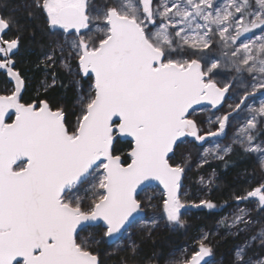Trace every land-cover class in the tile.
Masks as SVG:
<instances>
[{
  "label": "snow or ice",
  "instance_id": "1",
  "mask_svg": "<svg viewBox=\"0 0 264 264\" xmlns=\"http://www.w3.org/2000/svg\"><path fill=\"white\" fill-rule=\"evenodd\" d=\"M8 8L0 0V72L13 83L0 95V264H103L104 243L116 264H210L217 236L232 241L227 264H264V0H23ZM18 11L46 37L41 87L70 88V108L20 102L17 57L36 27ZM205 102L211 114L198 120L194 106ZM119 137L131 138L126 165ZM185 137L201 148L223 140L193 159ZM238 160L253 165L256 186L234 193L233 211L190 248L161 247L157 230L185 228L182 210L221 207L181 199L193 165L204 190L217 170H201ZM150 181L163 186L158 205L139 198Z\"/></svg>",
  "mask_w": 264,
  "mask_h": 264
},
{
  "label": "trees",
  "instance_id": "2",
  "mask_svg": "<svg viewBox=\"0 0 264 264\" xmlns=\"http://www.w3.org/2000/svg\"><path fill=\"white\" fill-rule=\"evenodd\" d=\"M22 2L23 0H9V8L5 9V11L12 10L13 7L18 6ZM16 14L21 23L30 24L33 27H36V25L39 24L38 21L30 22L26 20L22 12L18 11ZM45 41L46 37L43 36L40 27H36L35 38L30 39L26 35L21 52L17 57L16 68L20 69L23 73V76H26L28 79V85L25 86L22 101L31 103L38 99L48 98L52 102L53 106L63 104L70 108L74 103V94L70 88L65 89L61 87L59 82L56 87L50 88L47 92H44L43 88L41 87V81L45 79V73L37 69L36 62L43 54L41 44ZM57 70L59 71L58 68ZM60 75L63 77L64 74L62 71L60 72ZM10 86L11 83L8 82L5 75L0 72V95H3V90L9 88ZM249 103H251V101H249ZM71 119L74 122L76 117L72 116ZM222 140L223 138L221 141ZM129 144V141H120L118 144V154H122L125 165L130 162V157L127 156V153L130 150ZM213 168L217 170V179L215 185L212 189L201 190V188H199L198 194H200L204 199H211L218 206L225 205V202H227L228 206L223 207L221 210H214L211 213L204 209H195L189 216L184 218L187 221L185 228L168 230L167 228L161 226V228L157 230V236L159 238L161 247H164L165 249H182L186 245L190 247V244L193 242L197 232L200 229H214L217 220L235 205L233 194H244L250 187L256 186L252 177L255 175L256 179L259 178L258 173L254 174L253 165L244 160H238L235 167L228 168L227 170H224L223 165L213 162L210 167L206 166L203 170H201V172L204 174H209L212 172ZM193 178L194 173L189 171L187 177L184 180L192 184ZM195 188L197 189V186ZM192 198L193 194L189 195L187 200H192ZM245 204L251 208L249 203L245 202ZM89 230L91 232L93 231L92 229ZM137 231L138 230H133L132 232L135 234ZM85 234L86 233L84 232L80 233V235ZM213 245L215 247V254L212 257L214 263L227 264V261L232 255V241L225 242L222 241L219 236H217L213 240ZM100 252V259L103 261V264H116V260L119 259L118 256L114 255L113 245H109L107 243L102 244L100 246Z\"/></svg>",
  "mask_w": 264,
  "mask_h": 264
},
{
  "label": "rangeland",
  "instance_id": "3",
  "mask_svg": "<svg viewBox=\"0 0 264 264\" xmlns=\"http://www.w3.org/2000/svg\"><path fill=\"white\" fill-rule=\"evenodd\" d=\"M23 77L25 79V86H26V85H28V79L26 78V76H23ZM12 89H13V87L11 84V86L9 88L3 90V95L10 94ZM229 101L231 102V98H229ZM251 103H252V101H251ZM226 105L227 104H225L224 107H227ZM211 111H212L211 108L199 109V110H196L195 116L198 120L206 121L207 118L210 116ZM201 127L203 130H209V128H210V126L207 123L202 124ZM229 134H231V133L229 132ZM221 139H222V137L209 138V140L204 143L203 148L211 147L216 142H220ZM184 140H185V144L182 147L188 148L191 151L193 159H195L197 156V152L202 151L203 148L197 146L191 137L185 138ZM177 159H178V157H177ZM190 171H192V173H194V178H193V183H192L193 185L186 182V180H183V189L180 193L181 199L186 200V201H190L191 199L187 200V198L189 195H192V194H193L192 200L198 201L199 199H204L200 194H198L199 188H201V185H199L196 182L198 180V174H197V169L195 168V165H193V167L191 168ZM200 174L205 175V176L207 175V174L202 173L201 171H200ZM196 186H197V189L195 188ZM194 190H195V193H194ZM163 195H164V193L162 192V190L158 186L153 185V186H150L147 189H145L139 195V198L146 200L147 198L151 197V198H153L152 199L153 205H158L162 202ZM234 204L235 205L231 209H229L223 216H226L233 211V209L236 207V203H234ZM223 206L224 205H222L221 207H218L216 210H221L223 208ZM249 206L252 207V205L250 203H249ZM240 207H248V206L245 203H243L240 205ZM194 210L195 209H192V208H187L185 210H182L183 218L189 216ZM155 211H156V209H153V208L145 209V212H146L148 217L153 216ZM215 228H216V225L214 226V229ZM138 229H139V221L137 222V224L132 229H130V231L132 232L133 230H138ZM203 231H205V230L200 229L197 232L195 238L198 237L200 235V233ZM89 232H91V231L89 230ZM83 236L84 235H81V237H83ZM193 242H194V240H193ZM193 242L190 244V247L192 246ZM209 260H210V264H215L214 261L212 260V257L209 258Z\"/></svg>",
  "mask_w": 264,
  "mask_h": 264
},
{
  "label": "water",
  "instance_id": "4",
  "mask_svg": "<svg viewBox=\"0 0 264 264\" xmlns=\"http://www.w3.org/2000/svg\"><path fill=\"white\" fill-rule=\"evenodd\" d=\"M2 73H3V72H2ZM3 74H4V73H3ZM11 84H12V87H13V83H11ZM23 91H24V86H23V88H22V90H21V93H20V102H21V97H22ZM194 107L196 108V110L204 109V108H211V106L208 105L206 102H205V103H202L201 105H196V106H194ZM12 116H13V119H14V118H15L14 111H11V110H10V112H9V117L6 119V122L10 123V122H11L10 120H11ZM13 119H12V120H13ZM118 139H119L120 141H129V142H130V140H131V138H129V137H119ZM130 162H131V160H130ZM130 162H129V163H130ZM153 185L158 186V187L162 190V192L164 193L163 186L160 185L158 181H150V182H147V186L144 187V189H143L142 191L139 192V195H140L145 189H147L148 187L153 186Z\"/></svg>",
  "mask_w": 264,
  "mask_h": 264
},
{
  "label": "flooded vegetation",
  "instance_id": "5",
  "mask_svg": "<svg viewBox=\"0 0 264 264\" xmlns=\"http://www.w3.org/2000/svg\"><path fill=\"white\" fill-rule=\"evenodd\" d=\"M24 90H25V84H24ZM23 93H24V91H23ZM22 96H23V94H22ZM21 103H25V102L22 101V97H21ZM12 119H13V116H12V118H11L10 121H12ZM185 138H188V137H185ZM185 138H184V139H185Z\"/></svg>",
  "mask_w": 264,
  "mask_h": 264
}]
</instances>
